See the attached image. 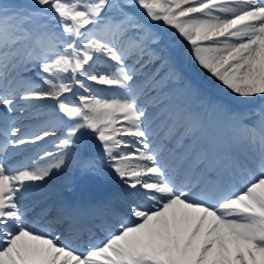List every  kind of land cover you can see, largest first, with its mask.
<instances>
[{
	"label": "snow or ice",
	"instance_id": "snow-or-ice-1",
	"mask_svg": "<svg viewBox=\"0 0 264 264\" xmlns=\"http://www.w3.org/2000/svg\"><path fill=\"white\" fill-rule=\"evenodd\" d=\"M165 43L236 104L264 100V0H0V264H264V106L212 105L246 153L209 141L174 162L175 125L153 128L179 78ZM201 128L189 117L182 135ZM50 137L55 152L18 158ZM69 158L85 175L102 162L124 189L89 224L24 203Z\"/></svg>",
	"mask_w": 264,
	"mask_h": 264
},
{
	"label": "bare ground",
	"instance_id": "bare-ground-1",
	"mask_svg": "<svg viewBox=\"0 0 264 264\" xmlns=\"http://www.w3.org/2000/svg\"><path fill=\"white\" fill-rule=\"evenodd\" d=\"M218 87H219V92H221V89H224L219 84V82H218ZM214 111L215 112H211L209 114V116H208L209 117L208 123H207L205 129L200 134L201 139L209 138V140L213 144V146H214L215 140L217 138V129L219 130V127L220 126H218V125L220 123L221 114H222V111L221 110H217V111L214 110ZM205 121H206V119H204V122H203L204 125H205ZM32 122L33 121H28V123H32ZM180 126L183 127L181 124H180ZM230 127H232V126H230ZM228 129H230L232 131V128H228ZM220 130H221V127H220ZM232 133H233V131H232ZM160 138H163V135H161ZM226 142H231V144L234 145V148L233 149H230L229 152H231V151L237 152L239 150L238 144L236 142H233L227 136L222 135L221 136V139H220V144H219V147H218L219 148V152H220V148H222V153L225 154V148H226L225 145H226ZM171 144L172 143L169 142V147L171 146ZM50 146L54 148L53 144H51ZM235 146H237V147H235ZM243 147L245 148L244 145H243ZM244 148H242L239 151H243ZM29 149H30V147H25L23 152H25V151L27 152ZM244 150H246V149H244ZM74 162L75 161L71 159V165H72V167H73ZM72 169L73 168H71V166H70V171H68V170L65 171L64 169H61L59 171H54L52 173V175L46 181H44V182H38V184H39L38 187L45 189L44 193H49L47 191L53 189L52 185H56V186H60L61 185V186H64L67 183L66 179H64V178L68 175V172L69 173L70 172L73 173ZM77 179H79L78 184L79 185H85V187H86L87 190H90V191H94L95 190V188L93 186V182H92V178H91L90 174H88L86 176V175H84V174L81 173L80 176ZM68 183H70V179H69ZM61 188H63V187H61ZM53 192L54 193H52L51 195L49 194L50 195L49 198H51L52 200L53 199L55 200L57 198L58 194H60V193L57 192V191H54V190H53ZM51 206H52V204H49L47 206V208H45V209H48L49 210V214L52 213V211H53V210L50 209Z\"/></svg>",
	"mask_w": 264,
	"mask_h": 264
},
{
	"label": "rangeland",
	"instance_id": "rangeland-1",
	"mask_svg": "<svg viewBox=\"0 0 264 264\" xmlns=\"http://www.w3.org/2000/svg\"><path fill=\"white\" fill-rule=\"evenodd\" d=\"M17 1L19 2L22 0H17ZM141 17H142V19H144L142 15H141ZM155 27L158 28V30H159L158 32H161L162 35H165V36L167 35V31L164 30L159 24L155 25ZM162 49L163 50L161 53L169 59L170 67L172 69H174L175 72L177 69H178V71L180 69L182 70L183 67H187L189 69V71H193L195 69V64H193L192 61L190 60V58L186 52L185 46H183V45H169V44L165 43L162 45ZM196 69H197V71L194 72L195 75H197L194 78L195 82H199V83L204 84V85L207 84L206 82H208L210 85H212L214 83L215 79L212 78L205 70H201L197 66H196ZM164 70L167 71L168 68H165ZM182 74H183V72H182ZM185 76L190 77V78L193 77L189 73H186V75H184V77ZM177 80L178 79H173L172 83H176ZM168 109L169 108L167 107V110ZM91 140H92V138H90V145H92V147H93L95 145V143H93ZM96 146H99V144H96Z\"/></svg>",
	"mask_w": 264,
	"mask_h": 264
}]
</instances>
